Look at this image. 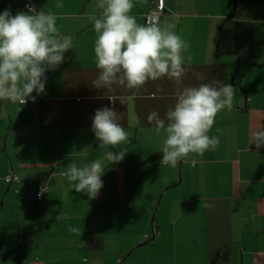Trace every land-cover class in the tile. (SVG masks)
<instances>
[{
	"label": "crops",
	"instance_id": "obj_1",
	"mask_svg": "<svg viewBox=\"0 0 264 264\" xmlns=\"http://www.w3.org/2000/svg\"><path fill=\"white\" fill-rule=\"evenodd\" d=\"M28 1L64 17L57 27L72 37V49L45 72V93L34 91L35 101L0 100V264H264V146L254 143L264 131V0H162L160 25L174 26L190 45L182 79L109 90L92 85L98 70L89 16L99 14L98 0H0V12H27ZM158 1L133 0L131 14L146 24ZM202 83L234 90L231 110H221L208 133L218 147L175 168L160 164L166 134H156L148 115L166 125L177 95ZM103 107L117 113L129 140L111 149L125 156L105 167L103 187L90 199L62 173L72 163H107L91 130ZM13 172L19 192L17 182L4 181ZM43 176L49 188L37 199ZM178 185L179 195L169 196ZM160 195L173 202L162 223Z\"/></svg>",
	"mask_w": 264,
	"mask_h": 264
},
{
	"label": "clouds",
	"instance_id": "obj_2",
	"mask_svg": "<svg viewBox=\"0 0 264 264\" xmlns=\"http://www.w3.org/2000/svg\"><path fill=\"white\" fill-rule=\"evenodd\" d=\"M134 6L133 0H98L99 14L89 16L96 33L98 76L92 85L97 89L109 90L113 85L137 89L162 77L179 82L184 75L183 53L190 45L173 30L174 26L162 27L155 17H150L146 24L138 23L131 14ZM27 7V12H0V100L23 105L28 99L35 101L34 91L37 95L45 93V72L55 70L64 61V53L72 49V37L61 35L57 27V20L64 17ZM56 7L62 8L63 4ZM107 98L113 103L120 100L111 95ZM233 98L234 90L229 84L216 87L202 83L186 87L177 95L174 106L166 112V125L156 112L150 113L147 119L155 122L156 134L162 130L166 134L160 164L175 168L178 161L190 154L202 156L208 150L214 151L219 137L208 133L217 114L225 108L231 110ZM116 116L112 108L103 107L92 118L91 130L99 148L105 150L107 163L96 160L82 167L72 163L62 173L76 192L86 193L90 199L97 197L103 187L101 176L105 167L122 161L126 153L111 151L129 140ZM254 143L257 148L264 146V131L256 134Z\"/></svg>",
	"mask_w": 264,
	"mask_h": 264
},
{
	"label": "built area",
	"instance_id": "obj_3",
	"mask_svg": "<svg viewBox=\"0 0 264 264\" xmlns=\"http://www.w3.org/2000/svg\"><path fill=\"white\" fill-rule=\"evenodd\" d=\"M27 6L34 7V2L33 1H28L25 4V8L26 9H28ZM163 9H164L163 1L159 0L158 3H157V8L147 12V14L145 16V22L148 23L150 17H155V18H157L159 20V17L161 15V13L163 12ZM18 104H20V103H18ZM48 177L49 176H43L42 178H40V180L38 182L37 193H36L37 199H41L43 197L44 193L48 190V188H49ZM4 181L7 182V183H10V182H13V181L17 182L18 183V188L16 190H17V192H19L20 187L22 185V181H21V177H20L19 172H13V173L5 175L4 176ZM43 185H45V190H42V186Z\"/></svg>",
	"mask_w": 264,
	"mask_h": 264
},
{
	"label": "rangeland",
	"instance_id": "obj_4",
	"mask_svg": "<svg viewBox=\"0 0 264 264\" xmlns=\"http://www.w3.org/2000/svg\"><path fill=\"white\" fill-rule=\"evenodd\" d=\"M179 170H180V177H181V179H182V175H183L181 168L179 169V166H178V169H177V171H178V173H177V179H178V181L177 182H179ZM165 180H168V178H165ZM179 188H180L179 185L176 186V187H172L170 189V195L169 196H173L174 194L175 195H179V194L176 193L177 190H179ZM169 196L163 198V196L160 195L159 198H158V200H157V205L155 207V218L158 219V220H160L161 223L163 222L162 212L165 211V210H167L168 207H169V205L173 206V202H172V200H169ZM161 205H162V208L160 209V206Z\"/></svg>",
	"mask_w": 264,
	"mask_h": 264
},
{
	"label": "water",
	"instance_id": "obj_5",
	"mask_svg": "<svg viewBox=\"0 0 264 264\" xmlns=\"http://www.w3.org/2000/svg\"><path fill=\"white\" fill-rule=\"evenodd\" d=\"M181 177H180V170H179V181H180Z\"/></svg>",
	"mask_w": 264,
	"mask_h": 264
}]
</instances>
